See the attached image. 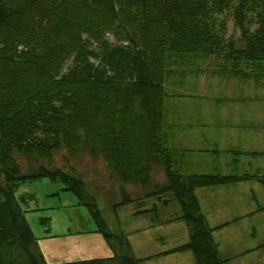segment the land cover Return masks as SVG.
Here are the masks:
<instances>
[{
	"label": "trees",
	"instance_id": "obj_1",
	"mask_svg": "<svg viewBox=\"0 0 264 264\" xmlns=\"http://www.w3.org/2000/svg\"><path fill=\"white\" fill-rule=\"evenodd\" d=\"M185 1L0 0V264H48L16 198L23 184L43 178L79 198L116 252L113 258L67 264H141L81 180L45 166L25 173L21 161L51 162L61 149L79 154L85 148L95 157L104 154L108 167L128 183L149 182L150 171H133L129 164L144 161V152L159 163L165 56L226 54L239 63L264 62V0ZM227 13L242 30L240 50L227 37ZM107 31L130 48L110 46L95 67L87 60L97 55L90 47L107 45ZM71 52L73 63L64 72ZM168 178L151 195L179 201L181 219L192 230L181 250L192 251L198 264H225L195 191L231 179L174 173Z\"/></svg>",
	"mask_w": 264,
	"mask_h": 264
},
{
	"label": "crops",
	"instance_id": "obj_2",
	"mask_svg": "<svg viewBox=\"0 0 264 264\" xmlns=\"http://www.w3.org/2000/svg\"><path fill=\"white\" fill-rule=\"evenodd\" d=\"M220 57L186 54L167 62L159 163L144 152L139 154L144 161L129 166L160 169L163 187L169 173L230 178L195 191L201 212L225 264H264V96H251L248 73L236 77L228 59ZM149 196L135 197L113 214L131 255L141 264H198L192 251L181 250L192 230L181 219L179 201L170 194ZM108 246L105 254L113 258L116 252Z\"/></svg>",
	"mask_w": 264,
	"mask_h": 264
},
{
	"label": "rangeland",
	"instance_id": "obj_3",
	"mask_svg": "<svg viewBox=\"0 0 264 264\" xmlns=\"http://www.w3.org/2000/svg\"><path fill=\"white\" fill-rule=\"evenodd\" d=\"M178 1L182 4L186 3L185 0ZM251 16L252 14H249V18ZM226 17L228 19L227 37L234 42L235 50H240L244 46L241 37L242 30L234 21V16L227 13ZM250 28L254 30L256 26L251 25ZM38 36L39 33H36V37ZM114 36L113 31H107L104 36L107 45L101 47L94 43L90 47V51L93 50L97 54L87 58L93 66L101 65L104 57L109 56L112 49L110 46H130L127 40L118 42ZM38 41L35 39V42ZM158 48V45L154 46L155 51H158ZM70 54L64 72L68 71V67L73 63L75 54L72 52ZM117 54L115 53V55ZM220 56H226V54ZM166 57L167 61L171 62L180 55L167 54ZM218 59L224 62L223 57ZM78 64L81 67L86 66L85 63H79V61ZM228 64L235 69L232 71L238 73L236 77L242 76L239 74L240 72L248 73L251 96H264V62L253 65L239 63L237 60H228ZM234 65L235 67H233ZM88 68L90 69L89 66ZM187 70H193V67ZM21 165L25 173L35 172L45 166L50 169H60L81 180L86 192L101 207L110 227L119 235L121 233L113 219L115 213L113 206L132 201L135 197L137 201L150 197L149 194L158 192L166 183L164 181L165 174L160 172V169H153L149 177L151 182L145 187L135 189L133 188L134 184L121 179L114 168L108 167L104 154L99 153L95 157L85 148L79 154H73L71 147L70 150L61 149L54 152L51 162L42 160L29 166L26 161H21ZM16 198L34 237L39 241L48 264H67L109 258L105 254L109 252L108 242L104 235L98 231V226L89 209L79 205V198L73 192L65 191L62 183L54 182L49 178L27 182L17 191Z\"/></svg>",
	"mask_w": 264,
	"mask_h": 264
}]
</instances>
